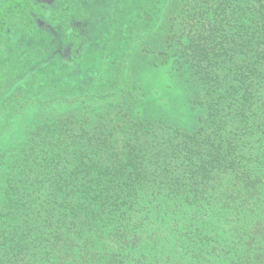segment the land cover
Returning a JSON list of instances; mask_svg holds the SVG:
<instances>
[{
  "label": "trees",
  "instance_id": "obj_1",
  "mask_svg": "<svg viewBox=\"0 0 264 264\" xmlns=\"http://www.w3.org/2000/svg\"><path fill=\"white\" fill-rule=\"evenodd\" d=\"M0 264H264V0H0Z\"/></svg>",
  "mask_w": 264,
  "mask_h": 264
},
{
  "label": "rangeland",
  "instance_id": "obj_2",
  "mask_svg": "<svg viewBox=\"0 0 264 264\" xmlns=\"http://www.w3.org/2000/svg\"><path fill=\"white\" fill-rule=\"evenodd\" d=\"M56 0H37V2L38 3H40L41 4V6L43 7V6H45V9H47V7L49 6V5H51L53 2H55ZM91 6H94L93 4L91 5ZM50 9H52V8H49V10ZM92 18L93 19H95V20H93V23H94V25H93V28L94 29H91V28H88V35H93L94 33H98L100 36H103V31H104V27H105V25H106V17H104V18H100L99 16H97V15H93L92 16ZM39 23L40 24H42V21H39ZM49 24H50V26H51V28L52 29H54L55 30V32H57V34H58V38L57 39H62V31H61V29L56 25L57 23H50L49 22ZM53 34V33H52ZM64 34V33H63ZM88 35H83L82 34V37H81V34L79 35V39H80V42H87V39H86V37L88 36ZM72 42H69L68 43V45L65 47L66 49V51L68 50V49H70L71 50V46H72ZM83 44V46H84V43H82ZM81 44V45H82ZM40 45V44H39ZM64 45V43L62 42L61 43V45H55V51H54V56H52V57H54L55 58V62L57 63V64H63V59L61 58V56L59 55V49H62V46ZM91 46H88V48H90ZM72 63L73 62H76V61H74V59H72V61H71ZM66 64V63H65ZM74 64V63H73ZM64 71H68V69H65ZM62 78H67V76L65 75V74H63V77Z\"/></svg>",
  "mask_w": 264,
  "mask_h": 264
}]
</instances>
